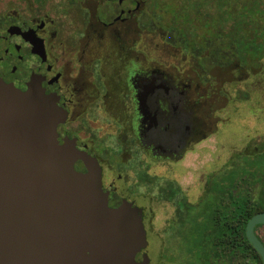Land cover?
Returning a JSON list of instances; mask_svg holds the SVG:
<instances>
[{
  "label": "flooded vegetation",
  "instance_id": "flooded-vegetation-1",
  "mask_svg": "<svg viewBox=\"0 0 264 264\" xmlns=\"http://www.w3.org/2000/svg\"><path fill=\"white\" fill-rule=\"evenodd\" d=\"M43 1L39 0V8ZM132 1L134 3L126 0L75 3L80 14L78 17L86 28L77 31L75 37L66 39L53 18L48 14H36L34 3H27V13L14 11L0 17V78L26 90L32 75H39L45 93L55 95L59 106L67 113L59 128L60 139H76L79 149H86L98 159L109 206L115 208L127 201L140 208L149 234L145 208L137 200L150 195L151 211L162 206L165 218L164 226L156 225V235L170 233L182 240V234L187 236L190 233L191 210L199 208L198 213L205 216L212 183L220 180L214 176L216 179L205 185L198 201L192 202L179 179L151 174L149 161L179 163L189 151L207 139L210 125L205 110H202L205 109L206 95L198 91L201 83L196 82V75L188 72L175 74L160 67L156 55L149 58L142 52L140 38L134 37L133 33L136 24L141 31L144 13L142 3ZM109 2H116L112 11ZM25 33L41 47L43 55L32 52L34 46L24 38ZM199 79L201 81V77ZM100 148L104 155L118 157L127 154L130 157L111 169L104 162L110 157L98 155ZM135 157L141 160L147 176L152 178L140 186L138 177L133 178L131 169L125 168ZM119 181L124 182L120 187L116 185ZM255 187L259 186L252 187L251 192ZM249 197L256 211L260 196L258 194L254 200L250 193ZM229 201L226 198V206L232 207ZM260 213L264 210L254 213L251 218ZM231 216L233 219L229 220L235 228V213ZM261 229L264 224L256 225L254 233L264 246L259 233ZM182 243L186 245L184 259H180L177 253L167 254V243L164 240V244H160L158 240L151 255L147 246L137 255V261H143L146 254L148 264H232L230 257L245 245L238 246L233 242L225 248L210 245V257L206 258L204 254V258L191 260L187 258L189 243L185 238ZM246 245L263 264L253 245L249 241Z\"/></svg>",
  "mask_w": 264,
  "mask_h": 264
},
{
  "label": "water",
  "instance_id": "water-1",
  "mask_svg": "<svg viewBox=\"0 0 264 264\" xmlns=\"http://www.w3.org/2000/svg\"><path fill=\"white\" fill-rule=\"evenodd\" d=\"M66 117L39 75L26 90L0 78V264H148L146 254L137 261L148 246L142 210L109 206L98 159L76 139H60ZM259 224L264 213L246 237L264 264Z\"/></svg>",
  "mask_w": 264,
  "mask_h": 264
},
{
  "label": "rangeland",
  "instance_id": "rangeland-1",
  "mask_svg": "<svg viewBox=\"0 0 264 264\" xmlns=\"http://www.w3.org/2000/svg\"><path fill=\"white\" fill-rule=\"evenodd\" d=\"M138 1L142 3V12L149 15L155 24L152 23L155 26L152 29L147 23L145 28L140 29L141 31L138 30L137 24L135 25L133 36H139L142 52L146 53L149 58L156 55L159 66L173 71L175 74L182 75L188 72L191 75H196V82L201 83V89L198 91L204 92L206 95L205 109L202 110H205L210 125L207 129V139L189 151L179 163L149 161L151 174L157 173L166 178L179 179L191 201L197 202L205 185H209L208 182L214 176H218L227 169L237 158L243 154L252 156L264 150V57L259 60L258 66L253 68L242 69L239 66H234L225 69L211 66L205 59L206 55L197 56L192 52L184 51L183 48L175 46L165 39L162 27L167 25L170 20L168 12L165 13V11L171 12L174 6L181 9L180 0H156L155 5L152 4L153 0ZM29 2L34 3L36 14H48L53 18L66 39L71 36L75 37L77 31H84L86 28L78 17L79 10L74 4L93 3L94 0H45L40 8L39 0H0V17H6L14 11L21 14L27 13L29 10L27 3ZM126 2L134 3L132 0H126ZM109 3H111L109 9L112 11L111 8L116 2ZM164 3L168 5L164 7ZM156 16L160 18L157 19ZM194 26L197 27L196 30L200 37L206 34V29L198 22H195ZM1 28L2 26H0ZM91 28L89 29L94 34ZM240 93L249 94L248 100H243ZM110 127V130L113 131L112 125ZM97 153L101 157H110V160L104 162L111 169L119 161L125 162L130 157L127 154L118 157L104 155L102 148L97 150ZM125 168L131 169L133 178L138 177L140 182L138 186L146 184L144 181L147 176L146 169L141 160L135 157ZM123 184L122 181L116 183L118 187ZM258 194L259 187L253 188L251 195L254 200H257ZM146 197L137 201L140 206L145 208L146 225L149 231L147 252L151 255L154 243L159 240L160 244H164L165 240L167 254L177 253L178 257L181 256L180 259H184L186 245L182 243L180 237L170 233H166L164 236L156 235V225L164 226L163 209L162 206H158V209L154 208L155 211L152 212V199L150 195H146ZM199 210V208L191 210L190 223L199 214ZM259 233L264 239V229H261ZM157 237L159 238L156 241ZM234 253L230 257L233 261L232 264H260L258 257L246 244L239 247ZM192 255L193 253L187 258L194 259Z\"/></svg>",
  "mask_w": 264,
  "mask_h": 264
},
{
  "label": "trees",
  "instance_id": "trees-1",
  "mask_svg": "<svg viewBox=\"0 0 264 264\" xmlns=\"http://www.w3.org/2000/svg\"><path fill=\"white\" fill-rule=\"evenodd\" d=\"M180 1L181 9L174 6L171 12L165 11L170 20L162 29L169 43L197 56L205 53V59L211 66L225 69L258 66L259 60L264 57V0ZM152 4L155 5L156 0ZM166 5L164 3V7ZM142 22L143 28L147 23L152 29L155 27L153 19L146 13ZM195 22L206 29L202 38L194 26ZM248 95L240 93L243 100H248ZM216 178L220 182L212 183V190L208 193L206 213L203 215L205 220L197 214L192 219L189 235H181L182 241L185 238L190 245L189 254L193 253L192 257L197 260L204 258V254L206 258L210 257V245L225 248L231 242L238 246L248 244L246 224L254 213L264 210V150L252 156L243 154ZM148 180L152 178L146 176L144 181ZM254 186H259L260 196L256 211L249 197ZM234 189L236 192H233ZM226 198H229L228 203L234 210L226 206ZM233 212L237 219L235 228L230 221Z\"/></svg>",
  "mask_w": 264,
  "mask_h": 264
}]
</instances>
